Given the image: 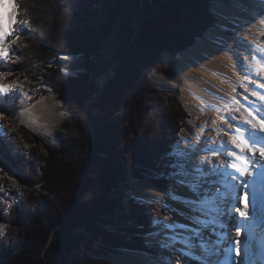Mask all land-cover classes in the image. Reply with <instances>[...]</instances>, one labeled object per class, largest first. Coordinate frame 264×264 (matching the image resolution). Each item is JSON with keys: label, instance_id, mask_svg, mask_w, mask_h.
I'll return each instance as SVG.
<instances>
[{"label": "trees", "instance_id": "trees-1", "mask_svg": "<svg viewBox=\"0 0 264 264\" xmlns=\"http://www.w3.org/2000/svg\"><path fill=\"white\" fill-rule=\"evenodd\" d=\"M148 1L142 0L143 11L131 16L130 21L140 20L135 34L121 15L124 0H17L19 19L29 28L16 63L39 62V77L61 98L62 112L71 120L64 125L70 159H59L58 151L34 137L44 152L27 151L22 163L28 183L42 192L20 198V207L8 210L0 264H105L98 259L118 249L155 253L144 236L153 229L148 223L153 205L130 200L126 188L134 179H146L158 190L168 187V180L154 179L151 171H167L166 153L189 125L186 111L169 94L172 89L163 87L166 110L160 128L139 135L146 115L157 108L147 75L156 71L171 77L160 55L175 57L191 48L213 18L208 0H152V9ZM120 37L123 46L116 45ZM105 46L107 56L98 66ZM116 61L100 81L102 93L86 108L90 138L83 104L98 95L94 80ZM70 69L86 71L76 77L62 71ZM6 187L1 173L0 193Z\"/></svg>", "mask_w": 264, "mask_h": 264}, {"label": "snow or ice", "instance_id": "snow-or-ice-1", "mask_svg": "<svg viewBox=\"0 0 264 264\" xmlns=\"http://www.w3.org/2000/svg\"><path fill=\"white\" fill-rule=\"evenodd\" d=\"M210 14L213 24L201 39H207L216 45H223L226 41L225 34L231 33L235 45L236 34L240 28L246 25L241 23V12L252 9L257 10V17L264 15V0H208ZM11 11L0 17V116H10L12 118H22L24 111L17 116L15 110L9 111L5 104L11 101L13 104L20 99V94L16 91L19 87L18 78L10 79L22 73L23 68L13 69L6 67L9 63H15L19 59L17 52V42L27 35L23 23L19 19V7L17 0H3ZM73 59L72 57H64ZM203 58H207L205 55ZM256 57H252L255 59ZM166 63V61H162ZM199 59L193 58L190 67L197 66ZM237 72L247 80V85L241 83L239 88H243V93L237 91L233 103L235 107L228 106L226 101H220L229 111L231 116H222L211 121L216 126L205 131H213L216 135L212 143L223 134L227 137V143L223 141L213 147H202L209 141L201 138L200 146L189 149L194 157L203 152L207 157L210 153L213 159H204L197 164H192L191 168L185 162H178L173 157L188 156V152L170 150L166 156L170 163L166 165L167 171L157 174L158 179L172 180L175 186L185 188L189 195H181L174 190L168 195L174 203L181 205V209H173L185 217L187 223L179 225L180 229H187L191 232V237L182 239V232L169 234L177 225L173 222L165 223L161 219H153V227L163 224L162 230L147 233L148 237L163 236L159 246L162 249H170L176 244H182V251L185 256L192 257L200 261V264H264V230L256 233L252 226L241 224L235 227V238H231V216L233 210L242 221L250 219L248 201L259 214L264 215V75L259 76L257 82L253 74H249L242 65L235 62ZM171 71V65H169ZM86 71V69H82ZM264 71V70H262ZM75 73L70 69L69 76ZM155 74V73H153ZM258 75V74H257ZM100 86H102V82ZM255 83V88L250 87ZM247 93V95H244ZM208 95H212L208 93ZM255 98V103L252 99ZM219 100V97H216ZM219 112V109H216ZM227 125V127H219ZM6 143L2 128H0V145ZM187 144L188 142L185 141ZM9 154L13 152V146L7 144ZM3 147H0V171L11 175L3 156ZM226 153V155H224ZM219 156V161L216 157ZM154 192V190H151ZM212 192L214 195L209 199L206 193ZM239 193V194H238ZM130 199L138 204H144L145 198L130 194ZM155 195L148 197V200L155 199ZM237 201L239 203L237 204ZM159 202V201H158ZM171 206L165 201L163 209ZM164 220H169V213L163 211ZM255 222V217H253ZM258 223V222H257ZM247 229L248 234L242 239L241 229ZM207 233V239H201ZM196 242H192V238ZM199 248L202 255L197 256L192 251ZM178 264L179 254L175 256Z\"/></svg>", "mask_w": 264, "mask_h": 264}, {"label": "bare ground", "instance_id": "bare-ground-1", "mask_svg": "<svg viewBox=\"0 0 264 264\" xmlns=\"http://www.w3.org/2000/svg\"><path fill=\"white\" fill-rule=\"evenodd\" d=\"M4 11H6V9ZM240 16L241 23L245 24L246 26L240 28L239 32L236 34V40L238 42L235 45L232 43L233 37H229L227 34H225L226 41L224 43V52L221 51L220 45H216L207 39H197L191 48L187 49L183 53H179L175 57L171 56L169 53H163L161 60L166 61L164 64L168 69L169 65H171L172 71H175L183 79L181 82L171 81L160 74L151 73V76L155 81L170 84L177 88L179 90V97L182 104L198 117L199 124L197 125V129L194 130L193 134L184 132L180 134L181 138H183L182 140L187 141V144L192 147L191 149L200 146L201 138L209 141L208 144H205L202 147H213L219 145L221 141H223L225 144L227 143V137L221 134V136L218 137L213 144L212 139L216 133L213 131H205V129H212L216 127L211 123L213 119L218 120V118L222 116L232 115V112L229 111V108L220 101H226L228 106L235 107L236 105L233 103V101L237 95V91L243 93V88H239V85L241 83L247 85V80H245L237 72L235 62L238 61L242 67L248 71L249 74H253L257 82L259 81V76L264 75V71H262L264 70V63L262 64L257 62L256 59H252L251 54L253 48L251 43H249L255 42L263 45L264 47V15L254 18L257 17V10L252 9L246 12H241ZM205 55L207 56L206 59L203 58ZM193 58L199 59L200 63L197 66L190 67L189 65L193 63ZM250 87L255 88V83H253ZM18 91L21 95L22 91L20 89H18ZM40 93L41 91H39V94ZM208 93H211L212 95L210 96ZM244 95H247V93H244ZM33 96L34 95H31L30 98L27 97L26 100L23 99L24 101L19 105L22 106L29 102L32 100V98H34ZM216 97H219L220 99L217 100ZM253 99L255 100V98ZM53 100V98L52 100L49 99V96L45 98L43 97L42 100L39 99L38 102L36 101L37 103L26 109V111L23 110L24 116L22 118L16 119L7 115H4V118L7 117L19 124H22L24 127H27L28 130L49 141L51 137H55L57 135L66 121L65 116L62 114L58 105L56 106ZM9 103L12 108L15 107L16 102L13 104L11 101H9ZM5 108L9 111L14 110L9 108V106H5ZM216 109H219L220 111L217 112ZM20 111L17 112L15 109L17 116H19ZM218 126L221 128L227 127L226 124H218ZM181 145V143L176 146L174 145V150L179 152L187 151L188 156H190L192 152L183 148ZM224 155H226V153ZM188 156L183 157L186 158ZM177 158V161L181 160L180 157ZM208 159H213V157L210 156ZM199 162L200 161L197 163ZM189 166L191 167V161L189 162ZM38 189L40 188L37 187V190ZM151 190H154V192ZM129 191L131 194L134 193L137 196L145 198L147 201L146 203H154L158 205L156 219H161L165 223L170 221L177 225L176 228H173L170 231V235L175 234L176 232H182V239H188L191 237L190 231L179 228V225L185 224L187 221L183 215L178 214L177 211L173 210L181 209V211H183L180 204L174 203L170 199L168 193L171 191L163 194L147 181H134L130 185ZM174 191L181 195H189L187 190L182 187H179ZM153 195H155V199H147ZM206 195L207 197L212 196L210 192L206 193ZM165 201L171 206L169 209H163V202ZM248 205L251 214L250 219L248 221H242L238 218L237 223H235L238 224L239 221L240 225H251L252 230L256 233H259L261 230H264V215L259 214L258 211L254 209V206L251 204V198H249ZM162 209L163 211H167L169 213V220H164ZM253 217H255V222ZM161 228L163 229V224H161ZM244 231H246L245 234L247 235V229H244ZM150 232H153V229L148 233ZM161 241H163V236L160 238V242ZM163 242L166 243L167 241ZM151 243H154V240H151ZM149 245L152 248V244L149 243ZM183 247L184 246L182 244L178 243L172 248L166 249L167 251H171V255L174 257V261L172 260L171 263L176 264L178 262L175 259V256L179 254V259H182L183 263L188 261V258H191L195 264H200L199 260L183 255ZM192 251L197 256L202 255L198 248H195ZM120 253L122 254L121 256L111 255L109 258L105 259L106 262L109 264H142L141 261H145L147 264H150V260H152V257L147 255L148 253L144 252H128L122 250Z\"/></svg>", "mask_w": 264, "mask_h": 264}, {"label": "rangeland", "instance_id": "rangeland-1", "mask_svg": "<svg viewBox=\"0 0 264 264\" xmlns=\"http://www.w3.org/2000/svg\"><path fill=\"white\" fill-rule=\"evenodd\" d=\"M148 5L149 7L152 9L153 8V1L150 0L148 1ZM210 8V7H209ZM6 9V11H4ZM144 9V7L142 6V0H124L123 2V11L121 12L122 17L126 20V21H130L131 20V16L136 14L137 12L140 13L142 12ZM11 11L10 8H8L6 6L5 3H3V0H0V17H3L6 12ZM155 13L158 14L160 13V8H156ZM21 12H19L20 14ZM151 16L149 15L145 20L147 21ZM184 16H182L183 18ZM21 21V20H20ZM140 22V20L137 21H130V27L133 28L137 33V25ZM23 27L28 30L29 28V22L26 20L25 23H23ZM207 32V31H206ZM134 34V35H135ZM227 35L229 37L232 36L231 33H227ZM201 39V38H200ZM26 40H27V36H23L21 38L20 41L17 42V52H22L23 48L26 46ZM132 40V38H131ZM251 43V46L253 48L251 57H256L255 59L257 60V62L259 63H264V47L263 45H260L258 43L255 42H249ZM124 44V39L123 38H119L116 39V45L117 46H123ZM110 48V47H109ZM221 51L224 52V44L220 45ZM108 48L105 46L104 47V51L101 52L100 56H99V60L97 59V63L98 66H102L103 65V60L106 58L107 56V51ZM126 50V48L121 50V53L119 56H121L123 54V52ZM187 50V49H186ZM185 50V51H186ZM183 51V52H185ZM183 52H179V53H183ZM164 53H169L170 52H164ZM177 53V55L179 54ZM257 53V54H256ZM163 53L160 55V61L162 63L163 60H161ZM171 56H173L171 54ZM66 57H70V56H66ZM64 58V57H63ZM77 58V57H76ZM70 60V59H69ZM17 61H15L14 65L15 67L13 69H19V68H23L24 71L22 73L18 72L17 73V77H11L10 79H17L18 78V83H19V87L16 89V91L19 93L18 89H20L22 91V94L20 95V99L16 101L15 106H16V111H20L18 109L22 108H26L28 105V102L25 103L24 105H19L21 104V102H23L24 100H26V98H30L31 95H34L33 97H36V101L38 102L39 99L42 100L43 97H47L49 96V99L52 100V98L54 99L53 101L55 102L56 106H59L60 111L62 112L63 106H62V100L61 98L48 86H46V84L44 83V80L39 77V66L40 63L39 62H31V61H25L24 64H17ZM96 63V64H97ZM118 61H116L113 65L111 69H108L106 71H104L102 74H100L98 77H96V79L94 80V84L98 87L99 89V93L98 95H95V99L97 98V96H99L102 93V86L100 87V82L102 79H104V77H106L107 75H110L112 73L113 68L117 65ZM164 64V63H162ZM13 65V63H9L6 65V67H10ZM164 68H166L167 72H170L172 74L171 77H167L164 76L156 71H152L150 73H148L147 77H148V81L150 83V87H152L153 89H155L156 93V103H157V108L155 111L150 112L149 114H147L146 116L148 117L147 122L144 124V126L141 129V132H139V135H146L149 136L145 133L146 130H148L149 132H151L154 128H156L155 130H159L160 128V123L159 121H161L164 117L162 110H166V105L163 103L165 101V95L167 94V91L163 89V87H170L172 89V92L169 93L171 95H173L178 103L180 104V106L182 107V109L184 111H186L187 113V117L188 119L186 120V123L189 125V130H185L182 129L179 132V141L175 144L178 145L179 143H181L183 146V148L185 149H191L192 147L189 144L185 143V140H182L183 138H181L180 134L184 133H188V134H193L194 130L197 129V125L199 124V119L196 116V114L192 113L189 109H187L181 102L180 97H179V90L177 88H175L174 86L170 85V84H165V83H160L158 81H155L152 76L151 73H157L160 74L164 77H166L167 79L171 80V81H179L181 82L183 79L175 72V71H170L166 65L164 64ZM110 72L107 74V71ZM64 74L69 76V71L67 70H62ZM75 74L71 77H76L77 74H81L84 73V71L82 70H78V71H73ZM19 76V77H18ZM39 91H41V93L39 94ZM261 91H264V89H262ZM34 93V94H33ZM50 94V95H49ZM92 97V98H94ZM42 98V99H41ZM92 98L88 99L87 101L84 102L83 106V110H82V114L85 117V120H87L86 118V113H87V106L93 102ZM254 97L250 98L253 101H255L253 99ZM24 99V100H23ZM170 100V97L168 98ZM31 102V101H30ZM29 102V103H30ZM35 102V103H37ZM34 103V104H35ZM33 104V105H34ZM32 105V106H33ZM26 111V110H25ZM63 114V112H62ZM64 115V114H63ZM66 118V121L64 122V125H70L71 120L69 118V116L64 115ZM7 118V117H5ZM6 123L4 122H0V128H2L3 131V135L5 138L6 143L4 145H0V147H3V159L9 169V171L11 172V175H9L7 172L4 171H0V174L2 173L4 175V177L7 179V187L4 188L1 193H0V205L5 206L4 210L1 211L0 210V237H2L1 235L4 234V229H5V216L8 213V210L11 209V207L13 206H17L18 208L20 207V198L29 195V196H39L41 194V190L38 189L37 187H32L33 185H31L30 183H28V181L26 180L27 178V174L24 171L23 168V157L25 154H27V151H39L41 150L42 152H44V148L43 145H45L48 149L53 150V151H58L59 154V159L63 160V161H69L70 156H69V136L70 133L64 129V125L62 126V128L59 130V132L57 133L58 135V139H56L55 137H51V139H49V141L47 139H43L41 138L39 135H37L36 133L28 130L27 127H24L22 124H19L17 122H15L12 119H8L5 120ZM87 127H88V133L90 138L93 137V131L91 126L88 124V120L87 122L85 121ZM92 135V137H91ZM34 137L38 138L41 143L43 145L40 144V146H35L33 143V139ZM148 139V138H147ZM92 143V141H91ZM7 144H10L13 146V152L12 154H9L8 150H7ZM186 144V145H184ZM175 146H173L175 148ZM172 147V150H174V148ZM36 156V155H35ZM42 156H44L45 159V155L43 154ZM209 158L211 156V154L209 153L207 155ZM180 157L181 160H179L178 162H185L189 165V162L191 161V165L192 164H197L198 161L204 160V159H208V157H206L204 154H202V152L200 154L195 155L194 157L192 156V154L188 157H183V156H177ZM39 158V157H38ZM174 159L176 157H173ZM21 161L17 164V160ZM186 159V160H185ZM217 161H219V156L216 157ZM37 160V159H35ZM176 160H178V158H176ZM184 160V161H183ZM129 165L132 164V160L129 158ZM157 166V165H156ZM189 168H191L189 166ZM152 176L154 177V179L156 180H160L157 178V174L153 171H151ZM134 181H147L146 179H134L131 180L129 185L126 188V191L128 193V197H130V191H129V187L130 185L134 182ZM168 187L164 188V190H160L159 191L163 194L171 191V190H177L179 188V186H175L173 184L172 180H168ZM149 183V181H147ZM151 184V183H150ZM152 185V184H151ZM153 186V185H152ZM158 190V189H157ZM210 194L213 196L214 193L210 192ZM239 194V193H238ZM208 197L209 199L212 197ZM130 199V198H129ZM132 200V199H130ZM239 203V201H237V204ZM142 205H153V209L150 211L149 215H148V223L152 226L151 221L153 219H156L157 216V209H158V205L154 204V203H144ZM14 207V209H16L17 207ZM123 214H120V219H122ZM238 214L235 213V211L233 210L232 216H231V226H230V231H231V238H235V227L238 225H240V222L238 221L237 223V219H238ZM236 222V223H235ZM153 227V226H152ZM157 230H162L161 225L153 227V232L157 231ZM242 231V239L243 237H245V233L246 231H244V229H241ZM120 232V231H119ZM145 238H146V233L144 234ZM160 238L161 236H157V237H147L146 240L148 241V244H152V248L151 251L153 252H146L148 253L147 255H150L152 258V260H150V264H173L171 263V261H174V257L171 255V251H167L166 249H162L159 244H160ZM208 235L207 233H205L204 237H201V239H207ZM151 240H154V243H151ZM192 242L195 243L196 239L193 237L192 238ZM199 249V248H198ZM123 249H118V250H114L111 251L110 253H108L106 255L105 258H99L98 260L102 261L105 264H109L108 262H106L105 259L109 258L111 255H119L121 256L122 254L120 253V251H122ZM127 251V250H125ZM128 252H136V251H128ZM144 252V251H142ZM145 253V252H144ZM182 253V252H181ZM184 255V253H182ZM164 255V256H163ZM171 255V256H170ZM182 261V259L180 260ZM142 264H147L145 261H141ZM195 264V262L191 259L188 258V261L184 262L183 264ZM178 264V262L176 263Z\"/></svg>", "mask_w": 264, "mask_h": 264}, {"label": "water", "instance_id": "water-1", "mask_svg": "<svg viewBox=\"0 0 264 264\" xmlns=\"http://www.w3.org/2000/svg\"><path fill=\"white\" fill-rule=\"evenodd\" d=\"M171 55V54H170ZM110 72V70L109 71H107V74ZM101 87V86H100ZM95 99V97L94 98H92V101ZM86 122H87V120H86ZM91 137H92V135H91ZM37 187V186H36Z\"/></svg>", "mask_w": 264, "mask_h": 264}]
</instances>
